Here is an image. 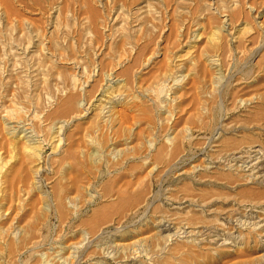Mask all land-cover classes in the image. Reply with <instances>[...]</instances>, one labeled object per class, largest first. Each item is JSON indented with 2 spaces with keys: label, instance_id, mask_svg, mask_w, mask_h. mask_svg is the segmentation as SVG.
<instances>
[{
  "label": "rangeland",
  "instance_id": "rangeland-1",
  "mask_svg": "<svg viewBox=\"0 0 264 264\" xmlns=\"http://www.w3.org/2000/svg\"><path fill=\"white\" fill-rule=\"evenodd\" d=\"M3 1L0 264H264V238L236 222L253 212L263 217L264 189L246 183L242 173L192 172L193 166L203 169L211 160L231 157L252 140L264 148V0H216L225 14L232 8L240 12L230 15L229 34L218 30L220 18L208 21L216 13L208 10V0H167L166 6L136 0L140 4L128 3L127 9L122 7L127 0H94L102 20L115 19L117 8L125 15L108 21L112 45L99 56L85 45L96 32L106 35L87 21L82 1L43 0L49 11L41 14L14 2L15 14L38 20L51 38L49 51L30 53L38 62L34 77L23 69L10 71ZM194 3L200 7L196 14ZM142 18L150 21L143 27ZM79 36L81 63H54L48 71L46 60L56 44ZM17 53L13 47L9 54ZM111 72L124 81L117 90L125 103L114 105L109 118L95 111L106 99L102 94L84 103L85 116L74 119L57 143L55 128L73 116L58 112L67 96L83 94L84 81H107ZM176 76H182L179 87L171 81ZM245 92L263 97L250 113L236 110ZM249 118L258 128L226 130ZM12 122L32 123L42 141L40 157L24 144L22 133H13ZM203 122L211 131H200ZM184 126L194 129L190 147L172 156L176 144L170 140ZM71 137L79 143L77 160L67 156ZM212 137L220 148H206ZM112 148L119 152L110 157ZM200 176L208 178L200 182ZM162 221L175 223V230L158 232ZM181 228H189L193 238L175 235ZM205 231L225 235L217 243L201 237Z\"/></svg>",
  "mask_w": 264,
  "mask_h": 264
},
{
  "label": "bare ground",
  "instance_id": "bare-ground-1",
  "mask_svg": "<svg viewBox=\"0 0 264 264\" xmlns=\"http://www.w3.org/2000/svg\"><path fill=\"white\" fill-rule=\"evenodd\" d=\"M82 1V4L86 5L87 11L89 13L87 21L90 19V23L94 25L96 28L103 27V32L105 33L106 36H103L102 33L96 32L93 35V38L91 39V42L88 45H85V51L90 47L93 46V50L95 51V55L99 56L102 55L103 51L106 49H109L111 47V35L106 34L111 30V26L109 25L108 21H116L118 18L120 19L122 16L124 17V11L121 8H117L116 14L117 17L115 19L113 16L109 19L106 20V18H103L99 15L98 9L94 6V0H79V2ZM96 1V0H95ZM100 2L101 0H97ZM136 0H127L122 7L130 8L131 6L134 7V5H139L138 3H135ZM161 6H166L167 5V0H157ZM16 2L20 7H23L25 9H33L37 10L41 13H45L46 11H49L47 9L48 3L43 1V0H4V19L6 21V27H7V32H6V46L7 49L9 50V53H11V50L13 47L17 50V54L8 55V59L12 61L10 63L11 69L10 71L17 72L20 69H23L24 71L21 73L26 72V76H29L33 74V77L36 76L34 75L36 70V61L30 56V53L32 50H35L36 52L40 50H48L50 48V40L51 38L47 35V33H44L43 30L41 29L42 27L40 26V23H38V20H28L25 18H22L21 16L15 14V11L13 12V3ZM77 2V1H76ZM209 4H207V8L209 11H214L216 13L208 15L207 19L210 23L213 24L217 23L215 21H220L218 22L220 24V27L218 30H222L223 32L229 34L232 29L228 28L226 29V25L231 21L230 20V15L232 17H236L240 14L236 8H232L229 14H225L217 5L216 0H208ZM96 3V2H95ZM131 5L130 7H128ZM146 3V1L142 2ZM193 9L195 10L194 13L196 14L198 9L200 8L199 6H196L197 3L193 4ZM71 6L67 4V8H70ZM136 9V8H135ZM254 10V9H251ZM128 11L132 14L133 10ZM67 12V11H66ZM127 12V11H126ZM125 12V14H127ZM56 13V12H55ZM65 13V8L62 7V10L59 9L58 14L56 15V19L58 20L60 16ZM226 13H228L226 11ZM113 18V19H112ZM222 18V19H221ZM105 19V20H104ZM142 27L147 25L150 21L147 18H142ZM56 23L53 25L55 26ZM230 27V24H229ZM158 32L160 35H163L164 33V26L161 24L159 27L157 26ZM231 30V31H230ZM82 37H73L72 39H69L68 37H65L62 41V43L56 44V49L53 52V54H50V57L48 60H46V68L50 72H52L53 64L54 63H59V64H65V63H74L76 65H79L81 63L82 59H79L78 53L80 52V49L83 47L82 43ZM49 51V50H48ZM46 52V51H44ZM49 53V52H48ZM120 60V59H119ZM121 65V62L118 63ZM112 71V70H111ZM24 77V76H23ZM28 78V77H25ZM105 78L107 81H97L96 84L91 85V82L94 81H84L83 82V87L81 88V95L75 93L72 91L70 95L67 96L65 101L63 102L61 109L58 111L63 115H73L67 120L61 121L60 127L55 128V134H56V142L60 144L62 142V136H64L65 131L68 129L70 124L74 119H79V117H84V103H91L92 101L94 102L97 98L98 95L102 94V97H105L106 99H101L98 102H101L100 107L99 105H95V111L101 110L103 115L106 118H109L110 115H107L108 113L111 112V109L113 108L114 105H122L125 103L126 99L123 95L118 94V90L120 87H122V83L124 82L120 78H117L116 76H113V73H108L105 75ZM19 81L21 77L17 78ZM182 76L178 77L176 76L173 78L171 81L174 82V85L179 87L180 83L182 82ZM75 82V81H74ZM102 82H107L105 86L101 84ZM173 85V86H174ZM76 87V83H75ZM86 88L90 90H86ZM116 90H113V89ZM116 94V95H115ZM252 92H245V95L243 98L238 100V106L236 107V110L238 111H244L246 113H250L248 109L252 107V105L255 104H260L261 100L263 97L261 94H252ZM85 96L82 99L80 98L81 96ZM90 98H86V96ZM227 95L229 96H234L233 93H228ZM104 103V104H103ZM108 105H110L108 107ZM214 107L211 109V114L212 117H214ZM105 110H108L105 112ZM230 111V110H229ZM78 112L80 114L78 115ZM87 114V112H86ZM124 122H127L125 120ZM15 123L16 125L11 127L13 130V133H22L23 138L25 140L24 144L28 146L30 151L35 150L34 152H38V156H41V151H38L40 145H42V141L40 138V135H37L34 130H33V125L32 123H26L25 125H20L17 124L16 122H12V124ZM258 124L256 121H253V119L249 118L247 120L240 122H236L230 125V127L226 128L230 133L232 132H241V131H246L249 129H256L258 128ZM223 127V126H222ZM212 125L210 123H202L200 126V131H211ZM222 128H219L216 134L221 130ZM223 130V129H222ZM176 130H174L175 132ZM194 129L189 126H184L179 131H176V136L172 138L170 141H173L176 144V147L172 149L171 154L172 156L175 154H184L187 153L188 148L190 147V136L193 134ZM222 132V131H221ZM221 135V134H220ZM215 136V135H214ZM220 139V138H219ZM71 144L67 148V156L70 157L72 160H77L78 159V147L79 143L78 141H75L73 137H71ZM169 141V140H168ZM218 140L215 139V137H212L208 143L206 144V148L212 147V148H220V144L217 142ZM252 143L249 147L246 146L244 149L237 151V152H232L230 155L231 157H226L223 156L221 159L215 161L211 160L208 166H205L202 169V166H193V171L194 173H197L199 171H205L209 172V174L214 173L212 170H222V171H229L231 173H234L236 176V173H242L244 176V179L246 183L249 185H252L253 187L256 188H262L264 189V148L263 144L261 142L259 143L257 140H252L250 141ZM58 146V145H57ZM4 149V148H2ZM239 149V148H238ZM236 149V150H238ZM234 150V151H236ZM87 149H84V152H87ZM215 151V150H214ZM119 150H116L115 148H112L110 150V157L112 153H118ZM218 152V151H215ZM3 154V153H2ZM0 154V157L2 156ZM91 157L94 156V154L91 152L90 153ZM115 156V155H113ZM196 159V158H194ZM194 161V160H193ZM183 163V162H181ZM179 163V164H181ZM200 168V170H198ZM207 176H200L198 181L203 182L204 180H207ZM258 205V203H257ZM259 212H253L250 215L244 216L246 218L244 221L242 220H236L238 222L239 227L241 228H252L258 231L260 235H262V238H264V214L262 216H258ZM175 223L171 221H162L159 223L157 229L158 232L161 234L166 233V232H171L175 230L174 228ZM180 234V237L183 239H191L193 238V234L191 231H189V228H181L179 229L175 235ZM225 234H218V233H213L212 231H205L202 235H200L203 238H214L217 241V243L221 240V236H224ZM200 237L196 238L198 241H202L199 239ZM235 239V238H234ZM223 245H227L226 241H223ZM71 259L75 258L73 254L70 255ZM134 264V263H133Z\"/></svg>",
  "mask_w": 264,
  "mask_h": 264
}]
</instances>
